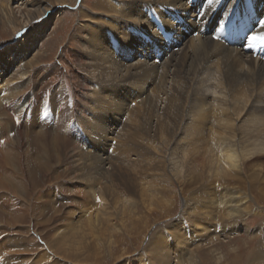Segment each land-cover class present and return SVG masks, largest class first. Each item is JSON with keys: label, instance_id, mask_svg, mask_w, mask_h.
I'll return each instance as SVG.
<instances>
[{"label": "bare ground", "instance_id": "6f19581e", "mask_svg": "<svg viewBox=\"0 0 264 264\" xmlns=\"http://www.w3.org/2000/svg\"><path fill=\"white\" fill-rule=\"evenodd\" d=\"M15 1L25 7L24 25L11 8ZM127 4L128 0H0L3 32L9 27L16 31L10 42L0 45V226L14 224L12 218L22 212L17 193L22 197L25 191L16 189L20 184L16 174L23 175L21 180L43 178L63 165L61 174L74 186L68 198L67 189L60 188L65 194L59 199L66 205L65 219L58 224L64 228L60 240L72 232L74 239L65 252L79 249L75 242L85 243L94 232L111 234L112 219L121 225L128 216L132 222L137 204L129 206L122 198L119 179L126 180L113 176L134 174L142 163L157 164L158 174H171L180 182L186 181L184 174L189 180L190 174L204 176L208 183L203 177L199 180L205 223L198 226L211 220L225 227L223 220L253 210L251 191L264 194V44L249 39L264 36L260 23L264 0ZM66 7L77 10L78 21L68 41L77 47L74 67L80 94L68 108L66 84L61 83L52 101L58 119L50 128L47 124L39 128L33 119L38 110L33 109L42 101L39 118L45 115L53 93L37 94V80L44 73L37 72L38 77L35 68L44 65L53 48L40 52L37 46L50 33L56 15L59 28L54 33L59 31L61 39L67 33L62 16ZM253 76L263 85H256ZM242 77L249 79L250 91L244 89ZM167 80L168 91L162 88ZM222 86L226 93L218 91ZM11 113L16 115L15 124L7 119ZM78 142L85 147L79 148ZM145 184L139 181V187ZM153 190L151 185L142 188L149 198ZM43 198L47 202L40 201L36 215L58 209L59 204H51L53 194ZM92 200L97 211L80 209L76 220L64 221L73 214V206ZM186 225L175 220L165 230L181 226L178 231L185 232ZM192 228L197 230L196 225ZM229 229L231 234L240 230L238 224ZM161 238L164 234L152 241ZM8 254H1L0 260Z\"/></svg>", "mask_w": 264, "mask_h": 264}, {"label": "rangeland", "instance_id": "374dc122", "mask_svg": "<svg viewBox=\"0 0 264 264\" xmlns=\"http://www.w3.org/2000/svg\"><path fill=\"white\" fill-rule=\"evenodd\" d=\"M11 8L16 19L24 25L26 13L21 1L11 3ZM76 12L77 10L71 7L64 8L62 16H65L68 31L65 32L62 39L59 31L55 34L53 30L59 28L56 24L58 23L56 15L53 25L48 31L50 33L39 41L37 46V50L40 52H43L44 47H47L49 52L53 48L48 60H43L44 65L35 68V73L39 71L44 73L43 77L37 80V94L42 91L53 93L50 106L46 107L45 115H41L42 119L39 118V107H41L42 101L38 102L33 109L38 110V116L35 115L33 119L38 121L37 127L39 128L46 124L50 128L53 124L52 120L57 121L58 119L52 101H55L57 97L56 88L61 83L66 84L68 101L66 105L68 108H72L76 99L79 98L80 92L76 90L78 89L77 69L74 67L77 47L68 41L70 36L72 37L78 21L74 15ZM2 29V23H0V45L10 42L16 34V31L10 27L7 33L3 32ZM42 43L48 45L43 46ZM175 49H178L177 45ZM44 55L46 57L47 53L45 52ZM29 58L30 56L23 59V63ZM52 63H55L57 68L52 70ZM253 82L256 85H263V82L257 81L256 76H253ZM166 83V85L163 83L164 87L162 88L168 91L171 85L168 80ZM242 83L244 89L250 91L249 79L242 77ZM218 91L223 94L227 92V89L222 86V89H218ZM200 100L209 101L203 97H200ZM15 116V113H11L7 119L15 124ZM78 144H81L79 148L85 147L84 142H78ZM135 150L138 151V147ZM63 167H53L47 176L43 178L38 176L31 180H21L23 175L16 174L20 181L19 186L15 185L16 189L24 187L25 191L23 198L19 196L20 192L17 193L20 200L18 207L22 208V212L12 218L15 220L14 224L0 226V255L4 252L9 253L6 257L1 258L0 264H22L24 260H28L26 264H264V194L261 195L254 190L249 194L247 191V195L249 194V198L253 200V210L236 218L223 220V223H227L225 227H222L223 224L214 225L211 220L203 226H198V222L205 223L201 213L203 208L200 200V196L203 195V185L199 180L201 177L204 180V176L198 177L195 174H190L189 178L192 177V179L189 180L187 179L189 174H184L186 181L183 179L180 182L176 181L171 174H158L161 167H158L157 164L147 166L144 163L138 165L134 174H116L113 176L117 180L116 176L121 175L126 180L123 182L119 179L118 187H121L119 192L123 196L122 198L127 199L129 206L133 205L131 202L134 205L137 204L138 209L135 210L137 214L129 219L132 222L127 221V216L121 221L123 222L121 225L118 221L119 226H117L118 223L115 224L114 219H112L111 234L102 230L94 232L87 237L86 244L79 239V242H75L76 245L79 244V249L70 247L68 252H65V247L72 246L74 239H71L72 232L70 237L64 240L65 242L60 240L62 234L59 231L64 228L59 227L58 224L65 219L62 210L66 208V205L59 199L61 195L65 194L60 188L67 189L65 195L68 198L73 194L70 191L71 187L74 186H72V182L68 181L69 178L65 174H61ZM139 181L146 184L139 187ZM204 183L208 182L205 181ZM146 185H151L155 189L150 197L152 200L143 195L142 188ZM75 186L79 189L82 188V185L79 187V183H76ZM248 187L246 185L245 189ZM47 193L53 194L51 204L54 203V206L59 204V207L54 212L45 209L41 215H36L40 201L43 200V203L45 201L46 204L47 200H44L43 196ZM76 197L78 200L81 199L79 195ZM91 202L92 204H87V201H84L77 207L73 206V214L64 221L69 223L70 220H76L80 209L85 210V212L97 211L96 202L94 200ZM105 206L109 208V211L112 209L106 202ZM89 208L91 209L88 210ZM24 211L26 214L23 213ZM74 211H76L75 214ZM175 220L187 223L185 232L184 230L178 231L181 226L176 227L175 230H165ZM233 224H238L240 228L235 234L229 233V228ZM194 225L197 227L195 231L192 228ZM70 227L72 228V226ZM215 229L219 230V233L215 232ZM232 230L234 229L232 228ZM177 232L180 233L181 237H178ZM159 234H164V239L152 241L154 237L158 238ZM198 234H200L199 237ZM58 241L64 243L62 247L56 245ZM81 246L85 249L82 250ZM186 248H189V252L186 251ZM52 253L62 259H57Z\"/></svg>", "mask_w": 264, "mask_h": 264}, {"label": "snow or ice", "instance_id": "6c2138e0", "mask_svg": "<svg viewBox=\"0 0 264 264\" xmlns=\"http://www.w3.org/2000/svg\"><path fill=\"white\" fill-rule=\"evenodd\" d=\"M135 2V0H128V4L126 5V7H130L132 6V4ZM213 2V0H208V3L211 4ZM261 27L264 28V21H261ZM251 41L253 42H260L262 44H264V36H257V35H253L249 38ZM254 44H249L248 47L251 48L253 47ZM97 200H99V198H97Z\"/></svg>", "mask_w": 264, "mask_h": 264}]
</instances>
